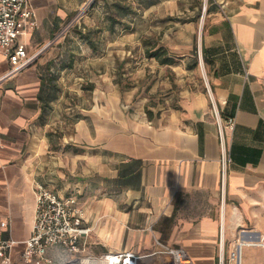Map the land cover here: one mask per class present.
<instances>
[{"label": "crops", "instance_id": "1", "mask_svg": "<svg viewBox=\"0 0 264 264\" xmlns=\"http://www.w3.org/2000/svg\"><path fill=\"white\" fill-rule=\"evenodd\" d=\"M86 1L30 0L37 24L19 41L34 61L7 74L0 55L1 236H30L35 181L78 197L90 228L81 245L94 253L147 252L156 236L196 264H217L220 224L226 252L240 226L264 236V0H212L201 29L207 84L141 120L117 97L98 111L95 129V113L84 109L74 136L83 150L67 146L61 158L52 130L64 94L43 110L42 67L52 58L41 53Z\"/></svg>", "mask_w": 264, "mask_h": 264}, {"label": "rangeland", "instance_id": "2", "mask_svg": "<svg viewBox=\"0 0 264 264\" xmlns=\"http://www.w3.org/2000/svg\"><path fill=\"white\" fill-rule=\"evenodd\" d=\"M148 1L87 0L63 23L53 50L41 53L46 59L59 55L66 62L72 60L64 73H58L64 95L52 132L59 138L61 158L67 157V146L76 154L83 150L85 140L75 141L74 136L76 121L88 116L84 109L95 113L89 116L95 129L98 111L104 107L109 111L117 97L122 109L141 120L148 110L158 115L165 106H173L183 90L207 84L201 29L212 0H150L152 4L147 5ZM114 2L131 10L112 31L107 17L109 9L115 10ZM79 32L90 34L97 49ZM161 46L175 63L161 64L146 55L147 49ZM82 163L78 161L79 167ZM243 250V264H264V247L245 246Z\"/></svg>", "mask_w": 264, "mask_h": 264}, {"label": "built area", "instance_id": "3", "mask_svg": "<svg viewBox=\"0 0 264 264\" xmlns=\"http://www.w3.org/2000/svg\"><path fill=\"white\" fill-rule=\"evenodd\" d=\"M30 0H0V55L6 57L13 74L35 59L19 37L37 22ZM233 127V120L229 118ZM223 148V177L230 160ZM35 207L31 234L24 240L2 237L0 264H196L187 250L167 244L153 236L154 245L147 252L118 250L104 253L88 251L81 238L90 232L84 225V208L76 195H60L41 181L34 182ZM21 249L16 251V245ZM226 252L223 224H220L217 264H243L245 246H264V236L240 226Z\"/></svg>", "mask_w": 264, "mask_h": 264}, {"label": "trees", "instance_id": "4", "mask_svg": "<svg viewBox=\"0 0 264 264\" xmlns=\"http://www.w3.org/2000/svg\"><path fill=\"white\" fill-rule=\"evenodd\" d=\"M147 4V2H146ZM115 7V10L109 9L107 19L109 20V28L113 31L117 23L121 21L122 16L127 15L131 10L129 5L119 4L118 2H114L112 4ZM111 8V5H110ZM81 37L85 42H88L89 45L96 50L97 46L93 38L90 34H83L79 32ZM146 55L148 57L156 58L161 64H173L176 62V59L168 53V51L163 47H157L155 49H147ZM60 56L52 58L42 67V75H41V98L43 101V110L45 111L50 104V101L55 99L58 93L61 91V88L58 84V73L66 67H70L72 65V60H62L59 58ZM153 112L148 110V117H152Z\"/></svg>", "mask_w": 264, "mask_h": 264}, {"label": "water", "instance_id": "5", "mask_svg": "<svg viewBox=\"0 0 264 264\" xmlns=\"http://www.w3.org/2000/svg\"><path fill=\"white\" fill-rule=\"evenodd\" d=\"M33 61H34V60H33ZM33 61H32V62H33ZM30 63H31V62H30ZM30 63H29V64H30ZM29 64H28V65H29Z\"/></svg>", "mask_w": 264, "mask_h": 264}]
</instances>
